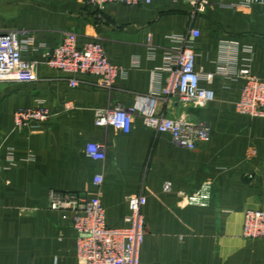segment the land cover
<instances>
[{
  "label": "crops",
  "instance_id": "0c3cea01",
  "mask_svg": "<svg viewBox=\"0 0 264 264\" xmlns=\"http://www.w3.org/2000/svg\"><path fill=\"white\" fill-rule=\"evenodd\" d=\"M198 1L98 9L86 0H0V31L27 39L22 58L38 78L0 83V264H78L71 215L49 209L50 190L99 197L110 227L125 226L127 197L143 194L142 264H264V239L242 235L244 210L264 211V118L236 111L243 80L221 72L248 65L264 78V0L235 7L232 0H205L201 11ZM67 32L78 46L103 43L118 68L110 88L81 73L78 86H70V74L44 63V52ZM180 38L192 39L200 86L214 98L205 106L158 98L156 109L207 123L210 140L180 147L144 126L138 111L127 133L96 126L95 109L138 108L152 87L163 86L164 57ZM34 107H44L47 119L15 127L14 112ZM90 143L103 145V160L87 156ZM206 186L203 204L180 195Z\"/></svg>",
  "mask_w": 264,
  "mask_h": 264
},
{
  "label": "built area",
  "instance_id": "2783aa9c",
  "mask_svg": "<svg viewBox=\"0 0 264 264\" xmlns=\"http://www.w3.org/2000/svg\"><path fill=\"white\" fill-rule=\"evenodd\" d=\"M150 0H86L89 5L98 9L106 4L116 2L124 5H139ZM205 0L198 1V10H203ZM248 0H232L231 6H248ZM192 38L199 31L190 30ZM180 44L170 50L164 57L167 75L163 86L152 87L149 93L142 97V103L135 106H116L112 109L94 110L96 126H112L129 132L136 111L141 116L144 126L157 133H167L172 141L183 148L192 150L198 144L210 140V126L205 122H194L184 117H166L158 113L156 100L158 98H176L180 102L205 106L213 100L210 89L200 86L201 75L194 69L195 51L191 38H180ZM27 39L13 31H0V83L36 81L34 64L22 58V52L27 46ZM225 48V47H224ZM230 52L232 46L226 47ZM44 63L54 69L71 75L70 86L76 87L79 81L77 74L98 76L96 85L110 88L118 74V68L113 65L106 54L103 43L99 40L86 41L78 46L76 35L65 33L62 41L53 49L44 52ZM233 59V58H232ZM233 70H222L223 74L243 80L239 97L235 102L238 113L250 117L264 118V78L254 75L248 65L236 67ZM157 74H153V82ZM212 74L204 75L206 80L212 79ZM48 111L44 107L19 108L13 114L15 127L23 126L32 121L47 119ZM86 154L93 160L104 159V147L100 143H90ZM94 184L100 185L102 176L97 174ZM169 183L165 184L168 189ZM203 187L196 192L180 195L189 204H203L208 195ZM126 225L110 227L106 224L105 211L99 197H89L85 192L50 190L48 207L54 211L66 212L71 215V226L76 234L75 255L78 264H142L139 258L140 248L145 235V221L142 208L146 203L143 194L127 197ZM242 235L249 239H264V211L246 209L243 212Z\"/></svg>",
  "mask_w": 264,
  "mask_h": 264
}]
</instances>
